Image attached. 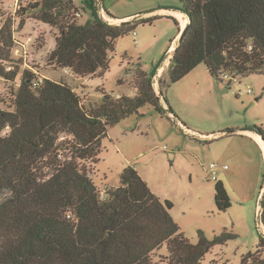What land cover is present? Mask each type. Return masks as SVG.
Here are the masks:
<instances>
[{
  "label": "trees",
  "instance_id": "1",
  "mask_svg": "<svg viewBox=\"0 0 264 264\" xmlns=\"http://www.w3.org/2000/svg\"><path fill=\"white\" fill-rule=\"evenodd\" d=\"M81 2L78 7L75 0H41L4 23L0 16V79L18 87L9 108L0 109V194L5 196L0 264H153V254L164 245L166 264H202L215 246L236 236L224 232L209 240L199 232L192 243L171 215L173 203L155 196L136 167L122 171L120 186L107 189L102 198L89 165L99 163L110 129L148 105L166 112L161 90L167 79L174 85L200 64L219 81L228 74L234 79L264 74V0H179L176 11L188 22L181 32L174 20L181 42L159 81V94L153 77L160 63L151 75L138 69L133 97L101 89V104L90 107L72 86L39 82L32 71L25 70L15 83L28 61L14 59L13 27L18 24L20 32L31 21L50 25L57 34L47 66L84 79L104 76L119 41L159 17L109 24L96 15L92 0ZM84 5L93 12L81 25L76 13ZM42 41L38 49L44 48ZM214 199L219 212L232 206L223 182L216 184ZM261 206L264 219V193ZM241 264H264V236Z\"/></svg>",
  "mask_w": 264,
  "mask_h": 264
},
{
  "label": "rangeland",
  "instance_id": "2",
  "mask_svg": "<svg viewBox=\"0 0 264 264\" xmlns=\"http://www.w3.org/2000/svg\"><path fill=\"white\" fill-rule=\"evenodd\" d=\"M3 1L9 5L14 0H0L4 23L14 16L7 12L6 6H1ZM81 1L75 0L78 7ZM104 3L114 21L150 11L155 13L150 17L159 19L123 37L111 55L109 71L102 77L89 78L84 87L83 81L75 79L70 71L47 66L46 52L52 49L56 33L38 23L41 34L36 47L44 40L45 49L36 51L20 67L15 83H20L25 70L31 71L30 67L46 79L72 86L86 107L101 104V89L111 95L133 97L138 69L151 75L170 53L169 46L177 37L179 27L174 22L176 18L162 11H176L179 0H104ZM90 12L79 20L81 25L90 19ZM31 23L25 27V33L33 32ZM159 81L153 77L158 94ZM17 89V85L0 79V109L9 108L12 92ZM249 90L253 93L249 94ZM161 91L175 120L167 110L159 114L148 105L110 129L103 141L99 163L89 165L90 177L105 196L107 189L120 186L122 171L129 166L136 167L155 196L162 202L173 203L171 215L192 243L197 242L199 232H204L209 240L224 232L236 236L225 245L215 246L202 264H241L244 255L256 251L264 234L260 227V222L264 226V219L257 208L264 193V155L257 142L248 136L221 134L245 128L258 135L264 133V74L236 79L222 77L219 81L200 64L174 85L167 79ZM178 122L191 132L186 133ZM214 134L221 136L204 138ZM212 163L216 164V174L210 170ZM218 182L225 184L231 198L232 206L224 212L215 206L214 189ZM4 198L0 194V201ZM167 254L164 245L153 254V264H166Z\"/></svg>",
  "mask_w": 264,
  "mask_h": 264
},
{
  "label": "built area",
  "instance_id": "3",
  "mask_svg": "<svg viewBox=\"0 0 264 264\" xmlns=\"http://www.w3.org/2000/svg\"><path fill=\"white\" fill-rule=\"evenodd\" d=\"M40 1L41 0H14L9 5H7L6 2L3 1V3H1V6H3V5L6 6L7 12L10 11V13H11L10 15H13L14 17H16L18 15V12L22 11L23 9H26L28 6H31V7L37 6L40 3ZM43 1H45V0H43ZM68 1L69 0H46V2H62V3H66ZM92 1H93V9H94L96 15L100 19L108 22L109 24H113L114 20L112 18H110L109 15L107 14V11L105 10V6H104L103 0H92ZM84 8H85L84 10H80L78 13H76V17H77V21L78 22H79V20H81L83 18L84 14L86 12H88V10L91 11L90 14L93 12L92 9H90L88 7L86 8L85 5H84ZM2 13H3V11H2ZM32 22L33 23H31V24L33 25V27H32L33 28V32L31 34H28V33L24 32L25 31V27L23 28V30L18 32V29H17L18 26H19L18 24H16L13 27V30H14V41H15L14 42L15 48H14V51H13V56H14L15 60L24 59L25 61L29 62V60L31 58H33L35 52L39 51V49L36 47L37 46L36 43H38L39 38H40V34H41L40 28H38V26H37L38 23H40L46 29L53 30L50 25H46L43 22H36V21H32ZM2 26H3L2 18H0V29L2 28ZM55 32L57 34L56 30H55ZM44 47H45V45H44ZM36 48H37V50H36ZM49 52L47 53V55L49 54ZM10 69L11 68H9V70ZM29 69H31V68L29 67ZM31 71L33 73H35L36 75H38L39 82H42V79L44 77L41 76L40 73L37 70H35V69H31ZM223 77L224 78H228L229 76L228 75H224ZM155 83H157V82H155ZM252 93H253L252 90H249V94H252ZM170 117L172 118V120H175V117L172 114H170ZM178 124H179L178 126L180 128H183L186 131V133H190V131L187 130L183 124H181L180 122H178ZM216 168L217 167H216L215 163H212L210 165V170L214 174H216ZM213 180H215V181L217 180L215 176H213ZM101 197L104 198V193L101 194ZM260 214H262L261 211H260ZM260 227H261L262 232L264 233V230H263L264 227H263L261 222H260Z\"/></svg>",
  "mask_w": 264,
  "mask_h": 264
},
{
  "label": "crops",
  "instance_id": "4",
  "mask_svg": "<svg viewBox=\"0 0 264 264\" xmlns=\"http://www.w3.org/2000/svg\"><path fill=\"white\" fill-rule=\"evenodd\" d=\"M182 14L183 16L185 15V14H183L182 12H180V11H172V10H169V11H167V10H163L162 11V14H167V15H172V17H174V18H176L177 19V21L180 23V26H181V29L182 30H184L186 27L182 24V22H181V19L180 18H178V16H176L177 14ZM153 14H155V13H153L152 11H150L148 14H142V15H140V14H136V15H131V16H124V17H122L121 19H119V20H115L114 22L115 23H121V22H125V21H130V20H132V19H134V18H136V17H142V18H148V17H150V16H152ZM185 17V16H184ZM186 18V17H185ZM188 21V20H187ZM32 22V21H31ZM31 22H28V23H31ZM27 23V24H28ZM187 25V24H186ZM26 27V26H25ZM182 30H181V32H182ZM56 33V32H55ZM29 34V33H28ZM56 35V34H55ZM179 36L180 35H178L176 38H175V40H174V43H173V45L172 46H169V49H168V51L170 52V53H168V55H167V58L160 64V67H159V69H158V71H157V75H156V77L155 78H159V80H160V78L161 77H163L164 76V74H165V72L167 71V69H168V67H169V64H170V62H171V60H172V58H173V52H174V50H175V48L179 45ZM54 43H55V39H54ZM54 43H53V46H51L52 47V49H53V47H54ZM45 49V47L43 48V49H39V51H43ZM49 50H51V49H48L47 50V52L46 53H48L49 52ZM72 74V73H71ZM45 79H46V77L44 76V75H42ZM72 76H73V74H72ZM75 77V76H74ZM89 78H91V77H88V78H84V79H78V78H75V79H77L78 81H83L82 83V86L84 87V83L89 79ZM92 79V78H91ZM121 94H118V95H116V96H120ZM161 105L163 106V108H164V110H167L168 112H169V110L168 109H171V107H170V104H168L167 102H165L163 99H161ZM170 114V113H169ZM230 131H232V130H230ZM191 132V131H190ZM229 132V131H228ZM232 132H235L233 135L232 134H229V135H226V133L227 132H225L224 134H221V135H226V136H232V137H238V136H248V138H251V139H253V140H255L256 142H257V144L262 148V151H263V155H264V147H263V145L262 144H260L261 143V141H263L264 142V140L260 137V135H258V134H256L254 131H250V130H248V129H236V130H234V131H232ZM192 133H194V132H192ZM220 134H218V135H216V134H214V135H206V136H204V138H208V139H210V138H218V137H220L221 136ZM261 140V141H260ZM264 144V143H263ZM261 205H259L257 208H258V210H259V213H260V211H261ZM264 227V226H263ZM263 236H264V234H263Z\"/></svg>",
  "mask_w": 264,
  "mask_h": 264
},
{
  "label": "bare ground",
  "instance_id": "5",
  "mask_svg": "<svg viewBox=\"0 0 264 264\" xmlns=\"http://www.w3.org/2000/svg\"><path fill=\"white\" fill-rule=\"evenodd\" d=\"M176 16H178V18H180L181 19V22H182V24L186 27L187 25V19L182 15V14H177ZM261 141V140H260ZM264 142L263 141H261V143L260 144H262L263 145V147H264V144H263Z\"/></svg>",
  "mask_w": 264,
  "mask_h": 264
},
{
  "label": "water",
  "instance_id": "6",
  "mask_svg": "<svg viewBox=\"0 0 264 264\" xmlns=\"http://www.w3.org/2000/svg\"><path fill=\"white\" fill-rule=\"evenodd\" d=\"M179 41L181 42V38H180ZM234 133H235V132L229 131V132L226 133V135H229V134H232V135H233Z\"/></svg>",
  "mask_w": 264,
  "mask_h": 264
}]
</instances>
